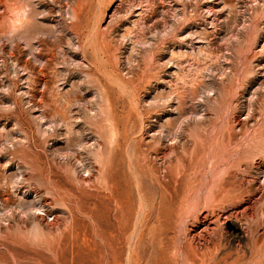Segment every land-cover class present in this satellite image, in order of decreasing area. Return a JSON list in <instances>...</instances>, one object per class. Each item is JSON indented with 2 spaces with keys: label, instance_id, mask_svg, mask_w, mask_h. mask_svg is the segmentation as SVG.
<instances>
[{
  "label": "rangeland",
  "instance_id": "rangeland-1",
  "mask_svg": "<svg viewBox=\"0 0 264 264\" xmlns=\"http://www.w3.org/2000/svg\"><path fill=\"white\" fill-rule=\"evenodd\" d=\"M108 106L113 109L110 120L112 124L117 121V129H104V133L98 123ZM263 131L264 0H0V197H11L15 215V220L3 222H11L12 227L2 230L0 250L14 249L24 264L39 260V264H185L186 228H194L200 211L185 215L187 212L178 210L205 192L210 169H222L224 176L219 179L225 178L232 186L241 180L248 182L245 186L259 201L257 207L264 208V152L259 153L258 148L245 151L251 139L264 136ZM115 134L129 135L131 142L142 146L139 173L145 165L158 168L154 150L173 145V134L180 136L179 152L185 144L194 159L190 175L179 189L185 191L191 185L196 192L192 194L195 198L182 193L169 213L171 218L182 212L181 223L158 220L156 213L154 220H139L142 199L136 197V180H132L138 172L129 163L131 159L125 160L127 145L120 142L115 158L97 157L116 147L112 143ZM155 138L163 142L153 141ZM198 138L201 143L196 144ZM103 175L106 182L100 179ZM127 180L132 183L131 192L135 190L130 207L123 201L115 203L112 192L117 186L124 193L121 186ZM150 187L145 199L153 191L158 193L159 189ZM106 190L109 192L104 193ZM74 203L82 230L97 220L104 231L96 238L82 234L88 240L81 238L75 246L67 242L63 257L51 256L47 242L39 243V248L32 243L33 251L27 240L7 238L8 233L30 232L40 222L46 224L47 232H59L69 222L65 218L70 220ZM95 203L97 213L91 218ZM82 207L88 217L82 214ZM109 207L112 209L104 213ZM129 211L132 218L122 219ZM22 220H27V226ZM177 222L179 226H175ZM154 226L156 231L149 233ZM160 227L165 229L161 234ZM106 231L111 234L107 236ZM6 260L0 264L12 262ZM261 260L264 257L256 259L263 264Z\"/></svg>",
  "mask_w": 264,
  "mask_h": 264
},
{
  "label": "bare ground",
  "instance_id": "bare-ground-1",
  "mask_svg": "<svg viewBox=\"0 0 264 264\" xmlns=\"http://www.w3.org/2000/svg\"><path fill=\"white\" fill-rule=\"evenodd\" d=\"M77 11V10H76ZM77 14V13H76ZM116 83V82H115ZM118 85V83H117ZM124 89V88H123ZM122 89V90H123ZM121 90V91H122ZM125 90V89H124ZM103 95V94H102ZM194 96V95H193ZM106 98H107V95H106ZM109 99V98H107ZM181 99V98H180ZM130 100V99H129ZM209 100V99H208ZM121 101V100H120ZM132 102V101H131ZM109 107V106H108ZM106 107V108H108ZM135 111V110H134ZM113 112V109L112 108H108L107 111L104 112V116H102L100 123H98V125H100V128L102 131L105 132V130H108L109 132H114L116 128V124H117V121H116V124L111 122L110 119H113L110 117V113ZM130 113V112H129ZM98 117V116H97ZM127 117V116H126ZM130 117V116H129ZM128 117V118H129ZM96 119V118H95ZM130 119V118H129ZM128 119V120H129ZM186 119V118H185ZM124 119H122L123 121ZM132 120V119H131ZM126 121V120H124ZM181 121V120H180ZM104 122H108L110 124L108 125H105ZM129 122V121H128ZM138 122V121H137ZM136 122V123H137ZM169 122V121H167ZM182 122V121H181ZM184 122V121H183ZM69 123V122H68ZM126 122H124L123 124H125ZM139 123V122H138ZM171 123V122H170ZM177 123H178V120H177ZM122 124V125H123ZM174 124V123H173ZM126 125V124H125ZM182 125V124H180ZM191 125V124H190ZM170 126V125H168ZM176 126V125H175ZM178 126V125H177ZM183 126V125H182ZM167 127V126H166ZM170 128V127H169ZM176 128V127H175ZM178 128V127H177ZM181 128V127H180ZM187 128V126H186ZM105 129V130H104ZM172 129V128H171ZM174 129V128H173ZM172 129V130H173ZM227 129V128H226ZM231 129V128H230ZM167 130V129H166ZM169 130V129H168ZM171 130V131H172ZM176 130V129H175ZM123 131V130H122ZM184 131V130H183ZM119 132V131H118ZM127 132V131H126ZM133 132V131H132ZM160 132V131H159ZM173 132V131H172ZM175 132V131H174ZM186 133V131H184ZM264 132V131H263ZM163 133V132H162ZM230 133V132H229ZM101 134V133H100ZM131 134V133H130ZM161 134V133H160ZM164 134V133H163ZM176 134V132H175ZM109 135V133H108ZM116 135V134H115ZM132 135V134H131ZM158 135V134H157ZM170 134L167 135V137L169 136ZM172 135V134H171ZM259 135V134H258ZM101 136V135H100ZM133 136V135H132ZM107 137V136H106ZM111 137V136H110ZM136 137V136H135ZM164 137L166 138V136L164 135ZM218 137H220V135H218ZM230 137V136H229ZM100 138V137H99ZM104 138V137H103ZM163 138V136H162ZM170 138V137H169ZM173 145L171 146H163L161 145L162 147H158L160 146L158 144V148H156L154 150V154L155 156L159 159L158 162L157 160L155 161L157 164H159L160 166H158V168H154V167H151V165L149 164L148 166H144L142 167V170H141V173H139L137 171V168L140 166L141 164V161L138 160V157L141 155H143V151L141 150L142 146L138 145V143L136 142H131V138L129 135H116L113 137V140H112V143H116V147H113V148H110V149H106L105 152H101L98 153L97 157L99 158H102L104 159V157H107L106 159L108 160L109 158H115L117 157L118 155V148H120V142H125L124 145L126 144L127 147H126V152L125 153H128V159H126L125 157V160H132L130 161L129 163H132V167L134 169V172L137 171L138 173L137 174H134L135 176L137 175V177H134L132 178V180H136V185L137 186H134L133 189L137 190L136 192H138V195L136 193V197L140 196V198L142 199V203H141V209H142V214H140V216L138 217L139 220H141L142 217H144L145 219H148V218H152L151 220H154L153 217V213H156L157 217H158V220H160L161 218H165V222H166V219L169 220V224H172V221L173 222H176L177 221H180L178 220L180 218V214L183 212L187 214L185 215H188V211H200V215L197 217V221H196V224L193 226L194 228L192 229H189V228H186V237L185 239H183L182 241L184 242L185 240V244L183 245V253H184V260L186 261L187 264H259L258 261H256V259L259 257H261L263 259L264 257V242H262V239L264 237V208L263 209H259L257 206L258 204V200L255 199V195L253 194V192L251 191L250 187H246L245 184L246 181L244 180H241L242 182H240L239 185H234L232 186V184L228 183L226 181L225 178L222 177V179H219V175H223L224 176V171H222V169H217V170H211L206 173V175H208V179L209 181L207 182V188L205 189V192L203 193H199V195H197V197L195 198L194 196V200L189 204V206H183V208L181 210H178V211H182L180 214H177V215H174L172 214V217L170 218L169 217V213L172 209V207L174 205H176V203L178 202V200L181 199L182 197V193H185L186 195L187 194H192L195 192V189L193 187H191V185H189V187H187L185 189L184 187V190L185 191H182L179 189V186H181L180 184L182 183H185V179L187 178L188 179V176L190 175V168L192 166V163H191V160L194 159V158H190L189 157V152L186 148V145L184 144V147L183 150H180L179 152V149L181 148H178L179 146V143L181 144L182 143V139L180 138V136H174L173 134ZM228 138V137H227ZM108 139V138H107ZM106 139V140H107ZM110 139V138H109ZM171 139V138H170ZM225 139V138H224ZM109 140V141H111ZM217 140V139H216ZM135 141V140H134ZM153 141H157V142H160L161 139L160 138H155L153 139ZM165 141V140H164ZM167 141V140H166ZM199 141H200V138L196 139V144H199ZM251 143H250V148L248 149H245L246 152L248 151H252V149H260L259 150V153H261V150L262 152H264V136H259L258 138L256 139H251L250 140ZM98 142V141H97ZM140 142V140L138 141ZM143 142V141H142ZM163 142V139L161 141V143ZM191 142V141H190ZM72 143V142H71ZM96 143V142H95ZM94 143V145H95ZM100 143V142H99ZM109 143V142H108ZM160 143V144H161ZM192 143V142H191ZM201 143V141H200ZM217 143V142H216ZM102 144V143H101ZM100 144V145H101ZM71 145V144H70ZM154 145V143H153ZM157 145V144H156ZM188 145V143H187ZM214 145V144H213ZM97 146V145H96ZM103 146V145H102ZM101 146V147H102ZM182 146V145H181ZM195 146V145H194ZM216 146V145H215ZM214 146V147H215ZM73 147V146H72ZM95 147V146H94ZM145 147V146H144ZM155 147V145H154ZM217 147V146H216ZM98 148V147H97ZM106 148V147H105ZM189 145H188V149H189ZM197 148V147H196ZM207 148V147H206ZM218 148V147H217ZM96 149V147H95ZM208 149V148H207ZM221 149V148H220ZM97 150V149H96ZM195 150V149H194ZM211 151V149H209ZM215 151V150H214ZM197 152V150H196ZM221 152V151H220ZM244 152L243 149H241V152L242 153ZM95 153V152H94ZM209 153V152H208ZM211 153V152H210ZM239 153V152H238ZM197 154V153H196ZM105 155V156H104ZM126 155V154H125ZM152 155V154H151ZM218 155V153L216 154V156ZM211 156V154H210ZM215 156V154H214ZM219 156V155H218ZM222 156V155H221ZM96 157V156H95ZM151 157V156H150ZM213 157V156H212ZM220 158V156H219ZM110 159V160H111ZM155 160V159H153ZM218 160V159H216ZM213 161L214 163L216 162ZM221 160V159H220ZM36 161V160H35ZM34 161V162H35ZM146 160L144 159V162ZM148 161V159H147ZM146 161V162H147ZM152 162V161H151ZM211 162V163H213ZM240 162V161H238ZM237 162V163H238ZM120 163H121V160H120ZM155 163V165H156ZM128 164V163H126ZM108 165V164H107ZM105 166V171L108 170V166ZM120 165V164H119ZM142 165V164H141ZM196 165V164H195ZM98 166V165H97ZM143 166V165H142ZM89 167V166H88ZM93 168H95L94 166H92ZM123 167V166H121ZM120 167V169H121ZM128 167V165H127ZM85 169V168H84ZM88 169V168H87ZM87 169H85L87 172ZM90 169V168H89ZM99 169V168H98ZM95 170V169H94ZM130 171V170H129ZM128 171V172H129ZM132 171V170H131ZM208 171V170H207ZM206 171V172H207ZM70 172V171H69ZM72 172V171H71ZM133 172V171H132ZM89 173V172H88ZM106 173V172H105ZM136 173V172H135ZM192 173V172H191ZM90 174V173H89ZM93 174V172H92ZM234 174V173H233ZM40 175V174H39ZM69 175V174H67ZM91 175V174H90ZM94 175V174H93ZM97 175V174H96ZM196 175V174H195ZM98 176V175H97ZM203 177V176H202ZM78 178V177H77ZM88 178V177H87ZM97 179L98 177H94V179ZM205 178V177H204ZM245 178V177H244ZM75 179V178H74ZM80 179V178H78ZM101 181L102 180H105L106 182V177L103 175L102 177H100ZM99 179V180H100ZM190 179V177H189ZM77 180V179H76ZM81 180V179H80ZM85 179H83L84 181ZM198 180V179H197ZM83 181H80L83 183ZM249 181V180H248ZM96 182H99V181H95ZM127 183L125 184V187L123 186L122 184V189L124 190V193L120 194V192H118V188L117 186H115L114 190H112L113 192V195H115L114 199H115V203L116 201H123L127 206H131V199L130 197L132 196V191L130 190V187L131 186V181L130 180H127L126 181ZM86 183V182H85ZM84 183V184H85ZM88 183V182H87ZM91 183H94L91 181ZM102 183V182H101ZM110 183V182H109ZM187 183V182H186ZM189 183V182H188ZM191 183V182H190ZM98 184V183H96ZM204 184V183H203ZM249 184V183H248ZM87 185V184H86ZM114 186V184H112ZM135 185V183L133 184ZM151 185V187L149 186ZM187 185V184H186ZM185 185V186H186ZM206 185V184H205ZM98 186V185H97ZM103 186V185H102ZM184 186V185H183ZM203 186V185H202ZM201 186V187H202ZM248 186V185H247ZM251 186V185H250ZM85 187V186H84ZM135 187H138L137 189ZM149 187L150 189L152 187H156V189H159L156 193H153L152 191V196L151 198L149 199H145L144 196H146L148 194L147 192V188L149 190ZM158 187V188H157ZM206 187V186H205ZM56 188V187H55ZM181 188V187H180ZM252 188V187H251ZM59 189V188H58ZM87 189V188H86ZM94 189V187H93ZM101 189V188H100ZM152 189H155V188H152ZM120 190V189H119ZM58 191V190H57ZM101 191V190H100ZM108 190L104 191V193H106ZM111 191V190H110ZM196 191H200V190H196ZM98 192V191H97ZM109 192V191H108ZM107 192V193H108ZM81 194V193H80ZM196 194V192H195ZM198 194V193H197ZM6 195H9V194H6ZM65 195V194H64ZM85 195V193H84ZM110 195V193L108 194ZM112 195V196H113ZM92 196V195H91ZM111 196V195H110ZM111 196V197H112ZM190 196V197H191ZM192 196V197H193ZM264 196V195H263ZM94 197V196H93ZM135 197V196H134ZM147 197V196H146ZM56 198V197H55ZM95 198V197H94ZM105 198V197H104ZM107 198V197H106ZM133 198V197H132ZM73 199V198H72ZM71 199V200H72ZM103 199V198H101ZM130 199V201H129ZM187 199V198H185ZM63 200V199H61ZM70 200V198H69ZM96 200V199H95ZM100 200V199H98ZM97 200V201H98ZM111 200V199H110ZM133 200V199H132ZM136 200V199H135ZM192 200V198H191ZM189 199V201H191ZM65 201V200H63ZM102 201V200H101ZM138 201V199L135 201V203ZM140 201V200H139ZM184 201V199H183ZM186 201V200H185ZM108 202V201H107ZM106 202V203H107ZM110 202V201H109ZM13 201L11 199L10 196H7V197H4L1 199L0 197V234L2 232V230L5 228V230H9L11 229L10 227H12V223L9 222L8 224L6 223L4 225L3 222H5L6 220H10V219H14L13 217V214L11 212V208L12 205H13ZM71 203V202H70ZM73 203V201H72ZM104 203V202H103ZM189 203V202H188ZM21 204V203H20ZM24 204V203H23ZM94 204V203H93ZM101 204V202H100ZM112 204V203H111ZM133 204V202H132ZM260 204V203H259ZM26 205V204H25ZM34 205V204H33ZM62 205V204H61ZM68 205V204H66ZM83 205V204H82ZM116 205V204H115ZM16 206V204H15ZM22 207L24 205H21ZM36 206V205H35ZM70 206V205H69ZM73 207L71 208L72 210L75 209V203L72 205ZM95 208L93 209L94 212H92V210L90 211V216L92 218V215H94L95 213H97V204L95 203ZM93 206V207H94ZM101 206V205H100ZM177 206V205H176ZM182 206H179L182 207ZM20 207V205H19ZM25 207V206H24ZM62 207V206H61ZM92 207V208H93ZM112 207V206H110ZM105 209L106 211H104V213L108 212V210L110 211L111 209ZM117 207V206H116ZM261 207V206H260ZM14 208V207H13ZM27 210H29L28 207H26ZM37 208V207H36ZM66 208V207H65ZM69 208V207H68ZM80 208V207H79ZM88 208V207H87ZM104 208V207H103ZM108 208V207H107ZM120 208H123L122 206ZM133 208V207H132ZM174 208V207H173ZM25 209V208H24ZM33 208L31 207V210ZM67 209V208H66ZM78 209V208H76ZM75 209V210H76ZM119 209V208H118ZM202 209V210H201ZM13 210V209H12ZM38 210H41L38 208ZM69 210V209H68ZM84 210V211H83ZM125 210V209H124ZM123 210V211H124ZM131 210V209H129ZM176 210V209H175ZM22 211V210H21ZM30 211V210H29ZM27 211V212H29ZM74 211V210H73ZM83 211V212H82ZM82 211H79L78 212H82V214H87V210L83 209L82 207ZM135 210L133 209V212ZM137 211V210H136ZM173 211V209H172ZM67 212V211H66ZM77 212V211H76ZM75 211L74 212H70L72 214H69L71 215L70 216V220H67L66 221H69L67 222V224H65L64 228H61V230L55 234H52L51 231L48 232L45 230V228L43 227V223H40L39 224H34L33 226V229L28 232L27 230H21V232L25 233L24 234H18L15 235H11L8 233L7 235V238H17L20 240H22L23 242H25V240H27L28 242H30V246L31 244H38L37 247L40 245L39 243L41 242H47L46 244L49 245V248L50 250H52L53 252V255L51 256H55V255H61V257H63L64 253L66 252L67 253V242L68 243H71L72 246H75L77 245L76 243H78L80 241V239L82 238L83 239V235L86 236V234H89L87 236H91L93 235L95 238L96 236L95 235H99L100 233H102L104 231L103 228H101V223L98 224V222H96L97 220H94L92 222H94L93 224L94 225H89V227H84L83 230L81 229L80 227V221H81V217L78 215V213H76ZM131 211H129L127 214H124L123 218L122 219H125V220H129L130 218H132V215L130 213ZM176 212V211H174ZM190 212V213H191ZM24 213V212H23ZM103 213V212H102ZM113 213V212H112ZM124 213V212H123ZM135 213V212H134ZM199 213V212H198ZM62 214V213H61ZM109 214V213H108ZM107 214V215H108ZM137 214V213H136ZM153 216H152V215ZM182 214V215H183ZM29 215V214H28ZM64 215V214H63ZM81 215V213H80ZM98 215L100 214H97V218L99 217ZM115 214H113L114 216ZM135 215V214H134ZM192 215V213H191ZM197 215V214H196ZM30 219L32 218L31 215H29ZM34 216V215H32ZM62 216V215H61ZM67 216V215H66ZM84 216H87L88 217V214L87 215H84ZM184 216V215H183ZM182 216V218H183ZM194 216V215H193ZM104 217H106L104 215ZM109 217V215H108ZM107 217V218H108ZM136 217V216H135ZM186 217V216H185ZM195 217V216H194ZM193 217V218H194ZM63 218V217H62ZM85 218V217H84ZM103 218V217H102ZM114 218V217H113ZM181 218V220H182ZM192 218V217H190ZM22 219V218H21ZM28 219V218H27ZM38 219V218H37ZM83 219V218H82ZM106 220V218H104ZM119 219V218H118ZM144 219V220H145ZM156 219V218H155ZM189 219V218H188ZM187 219V220H188ZM196 219V217H195ZM15 220V219H14ZM13 220V221H14ZM20 220V219H19ZM29 220V219H28ZM32 220H35V218ZM40 220V219H39ZM42 220V219H41ZM102 220V219H101ZM114 220V219H113ZM111 219V221H113ZM133 219H131L132 221ZM136 220V219H135ZM167 220V221H168ZM191 220V219H190ZM189 220V222H190ZM24 221V220H22ZM57 221V220H56ZM65 221V220H64ZM109 221V220H108ZM137 221V220H136ZM145 221H148V220H145ZM184 222L186 220H183ZM182 221L183 224H185L184 222ZM16 222H17V219H16ZM26 222L27 220L24 221L25 225H26ZM62 222V221H60ZM105 222V221H104ZM107 222V221H106ZM114 222H116L114 220ZM113 222V223H114ZM118 222V221H117ZM138 222V221H137ZM150 222V221H149ZM158 222V221H157ZM163 222V221H162ZM188 222V223H189ZM193 219H192V223H193ZM32 223V222H31ZM90 223V222H89ZM109 223H111L109 221ZM111 223V224H113ZM179 222H177V224H175V226H179L178 225ZM181 223V221H180ZM187 223V222H186ZM14 224V222H13ZM45 224V223H44ZM60 224V223H59ZM58 224V225H59ZM64 224V223H63ZM83 224V223H82ZM88 224V223H87ZM160 224V223H159ZM191 224V223H190ZM19 225V224H18ZM46 225V224H45ZM51 225V224H48V226ZM121 225V224H120ZM135 225V224H134ZM186 225V224H185ZM193 225V224H192ZM191 225V226H192ZM27 226V225H26ZM25 226V228H26ZM60 226V225H59ZM112 226V225H111ZM115 226V225H114ZM117 226V225H116ZM163 226H168V225H163ZM181 226V225H180ZM51 227V226H50ZM57 227V226H56ZM122 228V226H120ZM17 228V227H16ZM15 228V229H16ZM21 228V227H20ZM48 228V227H46ZM52 228V227H51ZM59 228V227H58ZM95 228V230H94ZM113 228V227H112ZM118 229V227H116ZM115 228V229H116ZM137 228V227H136ZM49 229V228H48ZM125 230V228H123ZM164 229V228H163ZM163 229H161L160 227V232L158 233H162L163 232ZM201 230L200 233H197L196 231L198 230ZM93 230V232H92ZM111 230V229H110ZM114 230V229H113ZM145 230V229H144ZM165 230V229H164ZM19 231V227H18V230ZM27 231V233H26ZM119 231V230H118ZM128 231V230H127ZM137 231V230H136ZM147 231V230H146ZM156 231V227L154 226L150 231L149 233H153ZM108 231H106V234H107ZM111 232V231H110ZM108 233V234H111V233ZM148 232V231H147ZM3 233V232H2ZM7 233V232H6ZM20 233V231H19ZM122 233V232H121ZM134 233V232H133ZM138 234H140L138 231L136 232ZM167 233V232H165ZM107 234V236H108ZM137 234V235H138ZM160 234H158V236L160 237ZM113 235V234H112ZM111 235V236H112ZM132 235V234H131ZM137 235H134V236H137ZM170 235V234H168ZM176 235V234H175ZM181 235V234H179ZM2 236V235H1ZM4 236V235H3ZM110 236V235H109ZM133 236V237H134ZM173 236V235H172ZM92 237V236H91ZM105 237V236H103ZM102 237V238H103ZM114 237V236H113ZM148 237V236H146ZM150 237V236H149ZM148 237V238H149ZM179 237V236H178ZM178 237H176L178 239ZM182 236H180L181 238ZM183 237V238H184ZM131 238V237H130ZM146 238V239H148ZM151 238V237H150ZM154 238V237H153ZM165 238V237H164ZM87 239V238H85ZM83 239V240H85ZM93 239V238H92ZM104 239V238H103ZM111 239V238H110ZM11 240V239H10ZM16 240V239H15ZM88 240V239H87ZM125 240V239H124ZM4 241V239H3ZM9 241V240H8ZM82 241V240H81ZM86 241V240H85ZM104 241V240H103ZM110 241V240H109ZM128 242L131 241V240H127ZM134 241V240H132ZM148 241V240H147ZM7 242V241H6ZM13 242V241H12ZM94 242V239L93 241ZM101 242V241H100ZM126 242V241H125ZM137 242V241H136ZM146 242V241H144ZM150 242V241H149ZM157 242V241H156ZM182 242V243H183ZM81 243H84L81 242ZM87 243V242H86ZM102 243V242H101ZM108 243H111V242H108ZM141 243V242H140ZM138 242V244H140ZM181 243V244H182ZM15 244V243H14ZM17 244V243H16ZM19 244V243H18ZM32 244V245H33ZM43 244V243H42ZM142 244V243H141ZM176 244V243H175ZM180 244V242H179ZM180 244V245H181ZM3 245V244H2ZM44 245V244H43ZM90 245V243H89ZM100 245V244H99ZM104 246V243L102 244ZM107 245V243L105 242V246ZM109 245V244H108ZM112 245V244H111ZM125 245V244H124ZM178 245V240H177V244ZM175 245V246H176ZM28 246V244H27ZM26 246V247H27ZM35 246V245H34ZM46 246V245H45ZM71 246V247H72ZM116 246V245H115ZM126 246V245H125ZM134 246V245H133ZM136 246V245H135ZM141 246V245H140ZM155 246V245H154ZM158 246V245H157ZM174 246V245H173ZM19 247V246H18ZM25 247V246H24ZM23 247V249H24ZM32 247V246H31ZM41 247V246H39ZM38 247V248H39ZM88 247V246H87ZM94 247V246H93ZM114 247V246H113ZM1 248V247H0ZM29 248V247H27ZM34 249V247H32ZM44 248V247H43ZM75 248V247H74ZM81 248V247H80ZM89 248V247H88ZM106 248V247H105ZM117 248H118V243H117ZM128 248V247H127ZM176 248V247H175ZM179 247H177V251L179 250L178 249ZM12 248H9L7 247L6 249H1L0 250V263L2 261H8L6 259H12V262H3L5 264H24L25 262L24 261H20L21 259L19 258V256H17L15 253H14V249L11 250ZM42 249V248H40ZM45 249V248H44ZM48 249H45L46 251ZM86 249V248H84ZM181 249V248H180ZM32 250V249H31ZM43 250V249H42ZM81 250V249H79ZM78 250V251H79ZM90 250H92L90 248ZM99 250V249H98ZM107 250V248H106ZM135 250V249H134ZM33 251H36L35 249ZM40 251V250H38ZM74 253H75V250H73ZM72 251V252H73ZM82 251V250H81ZM116 251V250H115ZM119 251V249H118ZM128 251V250H126ZM129 251H130V248H129ZM143 251V250H142ZM154 251V250H153ZM176 251V254L178 253ZM180 251V250H179ZM16 252V251H15ZM18 252V251H17ZM30 252V251H29ZM28 252V254H29ZM48 252H51V251H48ZM84 252V251H82ZM89 252V250H88ZM157 252V251H156ZM162 252V251H161ZM173 252V251H172ZM20 252H18V255H19ZM33 253H36V252H33ZM73 253V254H74ZM78 253V252H77ZM102 253V252H101ZM126 253V252H125ZM47 254V253H46ZM45 254V255H46ZM72 254V253H71ZM76 254V253H75ZM128 254V253H127ZM156 254V253H155ZM158 254V252H157ZM165 254V253H164ZM169 254V253H168ZM21 255V254H20ZM39 255V254H38ZM82 255V254H81ZM27 257V255H25ZM32 256V255H31ZM78 256V255H76ZM144 256V255H143ZM164 256V255H163ZM168 256V255H167ZM182 256V255H181ZM180 256V257H181ZM21 257V256H20ZM23 257V256H22ZM21 257V258H22ZM70 257V256H69ZM75 257V256H73ZM105 257V256H104ZM125 257V256H124ZM122 257V258H124ZM178 257V255L176 256ZM25 258V257H24ZM35 258V257H34ZM41 258V257H40ZM49 258V257H48ZM154 258V257H153ZM162 258V257H161ZM20 259V260H19ZM31 259V258H30ZM72 259V258H71ZM79 259V258H78ZM95 259V258H94ZM129 259V258H128ZM140 257H138L137 261H139ZM143 259V258H142ZM160 259V258H159ZM179 259V258H178ZM27 261V259H25ZM29 260V259H28ZM35 260V259H33ZM38 260V259H37ZM36 260V261H37ZM68 260V259H67ZM106 260V258H105ZM104 260V261H105ZM125 260V259H124ZM136 260V259H135ZM134 260V261H135ZM30 261V260H29ZM42 261V260H41ZM40 260L38 261V263L36 264H39V262H41ZM51 261V260H50ZM72 261V260H71ZM115 261V260H114ZM129 261V260H128ZM126 260V262H128ZM148 261V260H147ZM158 261V260H157ZM262 261V260H261ZM24 262V263H23ZM35 262V261H34ZM79 262V261H78ZM182 262V261H181ZM263 264H264V261H262ZM28 263V262H27ZM30 263V262H29ZM63 263V262H62ZM68 263V262H67ZM86 263V262H85ZM105 263V262H103ZM102 263V264H103ZM144 263V262H143ZM185 263V264H186ZM32 264V263H30ZM40 264H43L40 263ZM45 264V263H44ZM119 264V263H118ZM138 264V263H136ZM183 264V263H182ZM262 264V263H260Z\"/></svg>",
  "mask_w": 264,
  "mask_h": 264
}]
</instances>
